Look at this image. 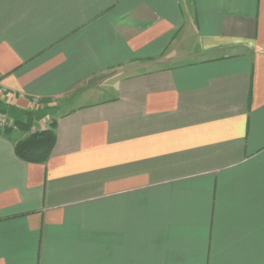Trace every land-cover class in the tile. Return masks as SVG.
I'll return each instance as SVG.
<instances>
[{
	"label": "crops",
	"instance_id": "0c3cea01",
	"mask_svg": "<svg viewBox=\"0 0 264 264\" xmlns=\"http://www.w3.org/2000/svg\"><path fill=\"white\" fill-rule=\"evenodd\" d=\"M75 90L0 132V264H264V0H0V101Z\"/></svg>",
	"mask_w": 264,
	"mask_h": 264
},
{
	"label": "trees",
	"instance_id": "16d2710c",
	"mask_svg": "<svg viewBox=\"0 0 264 264\" xmlns=\"http://www.w3.org/2000/svg\"><path fill=\"white\" fill-rule=\"evenodd\" d=\"M48 103L50 100L39 101ZM0 113L8 115L13 119L15 127L21 131L29 132L35 123V113L32 111H23L18 108L7 105L0 101ZM56 122L50 125V129L41 132L30 133V135L18 141L14 146L16 156L27 163L43 164L49 157L54 145V129ZM10 133L12 130L9 131ZM4 133V132H3Z\"/></svg>",
	"mask_w": 264,
	"mask_h": 264
},
{
	"label": "rangeland",
	"instance_id": "374dc122",
	"mask_svg": "<svg viewBox=\"0 0 264 264\" xmlns=\"http://www.w3.org/2000/svg\"><path fill=\"white\" fill-rule=\"evenodd\" d=\"M83 91L84 89L81 92ZM81 92L75 90L70 93V95L60 98L54 103L52 101L48 103L39 102L37 107L32 110V112L35 113V118L37 119L29 132L17 129L13 119H11L6 114L0 113V132L11 140H14V143L16 144L18 141L27 138L30 133L41 132L50 129V125L55 122L56 119L66 110H70L76 107V105L83 103L82 98L84 96L81 97ZM10 130H12L11 133L9 132Z\"/></svg>",
	"mask_w": 264,
	"mask_h": 264
}]
</instances>
